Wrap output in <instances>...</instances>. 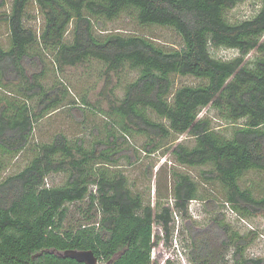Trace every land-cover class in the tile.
Instances as JSON below:
<instances>
[{"label": "trees", "instance_id": "obj_1", "mask_svg": "<svg viewBox=\"0 0 264 264\" xmlns=\"http://www.w3.org/2000/svg\"><path fill=\"white\" fill-rule=\"evenodd\" d=\"M7 1L0 0V26L6 23L9 30L8 47L0 44V264H80L51 249L92 250L101 261L117 256L114 264H160L153 250L172 247L176 214L183 223L192 220L191 202L204 198L191 174L174 171L170 199L146 203L117 166L123 138L134 134L146 137L148 153L162 149L181 165L208 167L203 181L219 184L223 204L241 218L264 214V188L258 196L241 185L246 173L264 172V0L254 17L237 23L225 12L241 0H11L10 10H1ZM32 1L44 18L40 32L25 25ZM129 11L141 25L174 28L183 46L167 50L139 33L96 34L94 18L113 20ZM211 46L240 55L216 58ZM252 50L255 57L246 60ZM47 54L59 69L98 60L108 74L129 67L138 76L122 98H109L107 140L89 146L58 132L49 142H34L26 165L5 175L31 144L35 123L68 97L66 84L47 88L42 82ZM174 74L206 81L174 89ZM110 83L105 91H112ZM209 105L234 124L246 122L224 137L211 118L199 116ZM185 133L195 139L192 146L177 141ZM53 173L66 174V181L48 185ZM86 198L97 206L99 219L63 229L68 205ZM154 225L160 233L154 234ZM183 228L191 245L187 264H264V257L247 254L255 231L242 233L214 219L206 227L193 220ZM228 253L230 260L221 261ZM163 264L179 263L167 257Z\"/></svg>", "mask_w": 264, "mask_h": 264}, {"label": "rangeland", "instance_id": "obj_2", "mask_svg": "<svg viewBox=\"0 0 264 264\" xmlns=\"http://www.w3.org/2000/svg\"><path fill=\"white\" fill-rule=\"evenodd\" d=\"M261 6L262 2L259 0H241L234 8L225 12V17L229 22L237 23L254 17ZM10 8L11 0H8L1 10H10ZM94 22L95 31L98 35L109 32L139 33L151 37L167 50L178 49L183 46L182 38L174 28L141 25L134 11L124 12L113 20L94 18ZM43 24V15L37 4L32 1L27 10L25 25L40 32ZM73 26L72 22L66 34L67 41L72 40ZM262 40H264V36ZM0 44L4 47L9 45V30L6 23H2L0 26ZM210 52L212 56L223 59H232L240 55L237 49L225 47L216 48L211 46ZM255 55L256 51L252 50L245 59L253 60ZM44 58L45 65L43 64V68L46 70V74L42 78L43 84L47 88L53 85L63 88L66 84L69 87V94L63 106L44 115L35 123L31 144L16 157L12 165L5 171V175L15 173L26 165L33 156L31 147L34 142H49L58 132L65 133L72 140L84 139L89 146L98 140H107L108 131L110 130L109 123L112 122L109 113V98H122L126 85L138 76V71L129 67L108 74L106 65L98 60L86 61L75 66H63L59 69L52 61L51 54L45 55ZM108 79L111 82L112 91H105V84ZM172 79L174 89L182 85H198L206 81L191 75L182 76L178 74L172 75ZM84 99L89 104H84ZM31 103L34 104L33 101ZM35 111L38 112L37 109ZM151 114L154 119L161 120L155 113L151 112ZM199 116L211 118L214 128L227 138H231L233 131L246 122L245 119H241L234 124L224 119L213 105L202 108ZM118 134L120 133L118 132ZM122 141L124 156L119 160L117 166L127 175L132 189L143 195L146 203L155 205L157 200L170 199L174 185L173 172L189 173L198 182L200 195L203 196L201 198L204 199H195L191 202L189 211L192 220L188 219L184 223L195 220L198 225L206 227L214 219L221 224L225 221L242 233L255 231L258 235L247 249V254L250 257H264V214L251 218H241L237 212L228 205L223 204L219 184H206L203 181L202 172L208 167L181 165L175 161L171 154H163L162 149L154 153H148L144 148L146 137L142 135H130L124 137ZM177 141L189 146L195 143V139L187 133L180 135ZM66 178L67 176L64 173H53L47 178L46 182L50 186L61 185L66 181ZM241 185L244 188H253L256 195H261L264 188V172L250 171L246 173L241 178ZM92 188L94 187L92 186ZM68 206L69 210L63 229L74 228L80 223H89L99 219L100 213L97 206L92 207L89 198L71 203ZM89 216H92V220H88ZM184 223L181 218L177 221L179 228L176 243L179 244L178 249L182 253H179L173 245L168 248L159 244L154 248L152 254L156 262L163 264L167 257L177 260L179 264H183L182 258L188 262L191 245L187 231L183 228ZM158 233H160V228L154 225V234ZM230 253L221 261L230 260Z\"/></svg>", "mask_w": 264, "mask_h": 264}, {"label": "water", "instance_id": "obj_3", "mask_svg": "<svg viewBox=\"0 0 264 264\" xmlns=\"http://www.w3.org/2000/svg\"><path fill=\"white\" fill-rule=\"evenodd\" d=\"M53 253L63 257V258H72L75 259L80 264H114L117 256L106 262H100L98 257L92 250L84 249H66V250H50Z\"/></svg>", "mask_w": 264, "mask_h": 264}, {"label": "built area", "instance_id": "obj_4", "mask_svg": "<svg viewBox=\"0 0 264 264\" xmlns=\"http://www.w3.org/2000/svg\"><path fill=\"white\" fill-rule=\"evenodd\" d=\"M179 218H180V216L178 215V214H176V226H177V228H176V231H175V236H174V240H173V246L175 247V248H177L178 249V245L179 244H177L176 242L178 241V232H177V230H178V224H177V221L179 220ZM178 251H179V253H182L179 249H178ZM182 255V254H181ZM100 262H106V261H101V260H99ZM182 261H183V264H187V262L184 260V258H182Z\"/></svg>", "mask_w": 264, "mask_h": 264}]
</instances>
